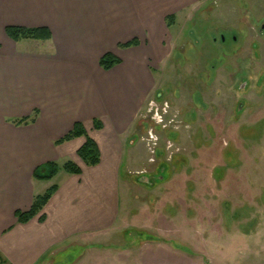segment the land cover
Masks as SVG:
<instances>
[{"label":"rangeland","instance_id":"374dc122","mask_svg":"<svg viewBox=\"0 0 264 264\" xmlns=\"http://www.w3.org/2000/svg\"><path fill=\"white\" fill-rule=\"evenodd\" d=\"M262 24L264 0H201L177 13L167 54L147 65L145 106L166 104L171 123L135 125L111 230L71 240L46 264H264Z\"/></svg>","mask_w":264,"mask_h":264},{"label":"crops","instance_id":"0c3cea01","mask_svg":"<svg viewBox=\"0 0 264 264\" xmlns=\"http://www.w3.org/2000/svg\"><path fill=\"white\" fill-rule=\"evenodd\" d=\"M199 1L0 0V254L10 264H46L71 240L111 230L123 156L131 155L135 125L155 88L148 60L167 54L162 44L175 21L167 27L165 17L176 19ZM8 25L44 27L50 38L13 41L4 33ZM133 39L137 45L118 47ZM106 52L120 59L108 70L98 63ZM34 110V122H12ZM74 122L97 145L94 165L76 154L85 136L56 143ZM67 161L80 171L33 177L38 165ZM51 186L40 212L19 223L15 212Z\"/></svg>","mask_w":264,"mask_h":264},{"label":"trees","instance_id":"16d2710c","mask_svg":"<svg viewBox=\"0 0 264 264\" xmlns=\"http://www.w3.org/2000/svg\"><path fill=\"white\" fill-rule=\"evenodd\" d=\"M167 27L171 26L175 17L173 14L167 15L165 17ZM4 33L7 37H9L13 41H19L21 39H36V40H47L50 38V32L47 28L38 27V28H27L23 26L16 25H8L4 28ZM137 45V41L135 39L130 40L125 43L118 44L120 48H126L130 46ZM99 66L108 70L114 65L120 63V59L110 52L104 53L99 58ZM37 111L34 110L31 116L23 117L19 119H15L12 122L15 125L28 124L34 122L36 118ZM94 127L99 128L100 124L94 121ZM76 136H85V141L83 144L77 149V156L86 164V165H94L99 161V151L96 143L89 138L81 123L74 122L72 125V129L68 131L64 136L56 141V143H60L66 140H70ZM62 168L66 172L70 173H78L80 168L71 161L65 162L61 167L55 162H45L41 165H38L33 171V177L39 180H48L52 178L56 172ZM55 186H51L48 188L43 194L34 196L30 208L26 211H16L15 217L19 223H25L30 220L32 217L37 215L42 209L43 205L49 199L51 194L54 192ZM44 219L43 214L38 217V220L42 221ZM0 264H10L7 260H5L0 254Z\"/></svg>","mask_w":264,"mask_h":264},{"label":"built area","instance_id":"2783aa9c","mask_svg":"<svg viewBox=\"0 0 264 264\" xmlns=\"http://www.w3.org/2000/svg\"><path fill=\"white\" fill-rule=\"evenodd\" d=\"M167 105H157L156 100L151 99L147 102V105L144 108L142 117H148L151 119L156 127L166 128L172 121V118L167 119ZM145 112V113H144ZM151 131L148 132V138H150L153 145H155L157 138L154 136ZM166 148V147H165ZM167 154L170 155L174 152V148L171 146L170 143H167ZM153 152V150H152Z\"/></svg>","mask_w":264,"mask_h":264},{"label":"flooded vegetation","instance_id":"af4514ba","mask_svg":"<svg viewBox=\"0 0 264 264\" xmlns=\"http://www.w3.org/2000/svg\"><path fill=\"white\" fill-rule=\"evenodd\" d=\"M261 28H264V24L261 25ZM231 40H233L234 43H236V37L235 36ZM220 41H222V42L225 41V37L222 36V38L220 39ZM238 46H240V44ZM238 46H236L234 49L236 50V48H238ZM234 53H235V51L233 50L230 54H234Z\"/></svg>","mask_w":264,"mask_h":264}]
</instances>
